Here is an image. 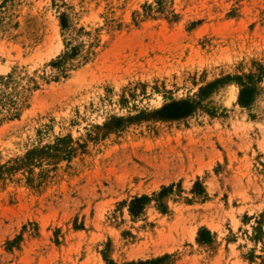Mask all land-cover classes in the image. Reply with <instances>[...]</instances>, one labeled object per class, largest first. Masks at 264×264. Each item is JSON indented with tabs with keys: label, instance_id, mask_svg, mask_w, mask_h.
Instances as JSON below:
<instances>
[{
	"label": "rangeland",
	"instance_id": "rangeland-1",
	"mask_svg": "<svg viewBox=\"0 0 264 264\" xmlns=\"http://www.w3.org/2000/svg\"><path fill=\"white\" fill-rule=\"evenodd\" d=\"M0 264H264V0H0Z\"/></svg>",
	"mask_w": 264,
	"mask_h": 264
}]
</instances>
